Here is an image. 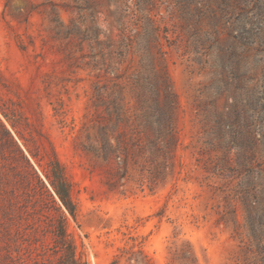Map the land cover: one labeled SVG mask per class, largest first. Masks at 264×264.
I'll use <instances>...</instances> for the list:
<instances>
[{
    "label": "rangeland",
    "instance_id": "obj_1",
    "mask_svg": "<svg viewBox=\"0 0 264 264\" xmlns=\"http://www.w3.org/2000/svg\"><path fill=\"white\" fill-rule=\"evenodd\" d=\"M143 85L178 137L154 191L124 165ZM0 105L52 142L83 264H264V0H0Z\"/></svg>",
    "mask_w": 264,
    "mask_h": 264
},
{
    "label": "trees",
    "instance_id": "obj_2",
    "mask_svg": "<svg viewBox=\"0 0 264 264\" xmlns=\"http://www.w3.org/2000/svg\"><path fill=\"white\" fill-rule=\"evenodd\" d=\"M135 93L142 113L126 145L124 165L126 171L130 165L140 167L141 186L154 191L178 146L177 131L173 115L160 109L151 86ZM68 215L77 218L72 185L41 123L21 109L0 105V264H83ZM39 248L42 254L36 253ZM172 250L169 264H197L189 242ZM124 262L151 264L140 244L120 248L110 264Z\"/></svg>",
    "mask_w": 264,
    "mask_h": 264
}]
</instances>
